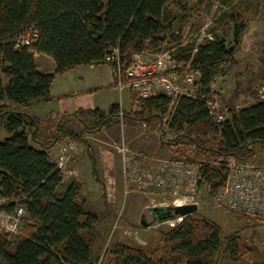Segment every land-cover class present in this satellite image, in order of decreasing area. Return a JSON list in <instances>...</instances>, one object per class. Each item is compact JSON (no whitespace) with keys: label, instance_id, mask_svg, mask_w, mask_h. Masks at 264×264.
Listing matches in <instances>:
<instances>
[{"label":"trees","instance_id":"obj_1","mask_svg":"<svg viewBox=\"0 0 264 264\" xmlns=\"http://www.w3.org/2000/svg\"><path fill=\"white\" fill-rule=\"evenodd\" d=\"M172 3L181 10L189 5L188 0H0V100L11 103L4 109L0 104V119L8 133L0 139V196L9 201L1 210L11 212L19 203L27 212L17 235L0 232V264L95 263L98 217L85 205L80 181L74 179L60 190L64 175L52 163L51 149L67 140L89 144L86 134L110 127L122 113L148 124L161 121L163 128L164 117L169 115L168 128L177 133L178 141L172 144L178 145L176 151L183 159L201 164L198 184L206 187L209 196L225 184L228 157L248 159L254 144L264 145V98L240 109L228 101L224 110L228 117L223 122L217 121L208 104L217 75L234 60L245 24L231 20L230 35L217 31L203 43L180 46L182 41L173 34L177 14L172 7L169 10ZM28 27L37 29V41L16 47L15 37ZM166 38L180 46L174 58L199 73L195 97L181 95L173 102L160 94L141 101L132 111L114 103L107 111L80 108L51 112L45 119L24 109L53 99L51 85L57 74L106 63L114 47L120 49L127 84L133 56ZM37 54L51 56L55 71L42 72ZM75 121L81 130L73 128ZM54 123L51 134L48 131ZM89 151L95 166L91 147ZM245 250L248 244L239 234L226 236L217 223L189 214L163 234L159 248L146 251L121 244L114 253L116 264H221L239 261Z\"/></svg>","mask_w":264,"mask_h":264},{"label":"rangeland","instance_id":"obj_2","mask_svg":"<svg viewBox=\"0 0 264 264\" xmlns=\"http://www.w3.org/2000/svg\"><path fill=\"white\" fill-rule=\"evenodd\" d=\"M188 2L186 10H181L173 3L169 7V10L172 7L173 13L177 14L173 34L179 38L178 42L182 41L180 46L203 43L206 39L214 38L217 31L230 35L233 26L231 20L237 24L243 22L246 26L234 60L223 66L212 85L209 99L210 103L216 105L215 112L223 111L228 117L224 111L228 101L240 109L263 99L264 0H188ZM232 14L233 18L230 17ZM167 36L169 37L168 34ZM178 42H169L166 38L165 42L149 50L153 53L150 57H156L167 50L174 54L180 48ZM97 69L101 70L102 67ZM75 72L73 71L72 74ZM62 78V76L58 77L57 82H61ZM195 78L194 73L190 76L182 75L181 82L187 88L193 85L192 89L196 95L198 89L194 88ZM127 86L123 89L122 99L120 98L118 103L124 111L136 110L141 102L134 100V95L132 104V96ZM98 98L101 107H106L110 95L103 91L99 93ZM175 101L176 99L173 98V102ZM1 103L2 109L6 107V103L11 105L7 100H0ZM59 104V101L53 99L50 102L36 104L29 110L36 111L45 119L53 111L52 109L56 110L54 106ZM168 118L169 115L164 117L163 128L162 122L158 120L148 124L120 115L118 121L116 119L117 122L110 127L102 126L101 131L86 134L89 144L76 142L80 152L72 159L73 172L64 176V184L60 190L74 179L80 181L85 205L98 217V222L94 226L96 239L93 250L94 264H116L117 255L114 250L121 244L146 251L159 248L163 234L179 225L183 219H180V222H173L174 224L162 221L148 227L142 224V216L148 207L174 205L177 201L197 202L199 209L193 213L197 218H205L217 223L226 236L239 234L248 244V250H245L242 259L234 263L221 261V264H264V216L247 217L233 213L216 203L210 198L211 195H208L209 192L204 191L203 185H199L196 181L197 169L192 174L191 181H194L192 184L169 183L165 188L151 185L143 178L141 172L149 168L150 162L154 161L157 167L160 164L155 161L163 157L182 158L183 156L176 151L178 145L172 144L173 141L178 142L177 133L168 128ZM72 126L77 130L82 129L79 122L72 123ZM55 129L56 124H50L48 132L53 134ZM7 136L4 122L0 119V139H5ZM124 145L127 149H123ZM56 146L58 145L51 149L52 152ZM89 147L94 154L95 166L89 156ZM253 149L254 153L250 158L241 160L250 165H264V145L254 144ZM137 161L139 174L138 170L136 173L131 172ZM193 161V165L199 163ZM195 185L199 187V195L193 197L191 194ZM146 214V218L149 219L148 212Z\"/></svg>","mask_w":264,"mask_h":264},{"label":"built area","instance_id":"obj_3","mask_svg":"<svg viewBox=\"0 0 264 264\" xmlns=\"http://www.w3.org/2000/svg\"><path fill=\"white\" fill-rule=\"evenodd\" d=\"M39 36L37 29L33 27L25 28L15 37V46H31L35 44ZM152 52L149 50L142 51L133 56L131 65L127 69L126 84L122 75L121 57L119 47H114L106 56L107 62L114 64V78L117 81L119 89L123 90L126 85L130 87L137 96V101L149 99L158 95H166L167 97L177 98L181 95L195 97L192 86L187 88L182 82V75L190 76L194 73L196 80L194 88L199 79V73L190 68L189 64L178 62L174 55L169 51H165L151 58ZM193 92V93H192ZM174 95V97H173ZM210 112L216 116L218 122L227 119L223 111L215 112V104L210 103ZM123 115V113L121 114ZM123 149H127L123 146ZM80 152V147L73 141H65L59 143L50 156L52 163L62 172L64 176L72 173L71 163L76 154ZM160 165L156 167L154 161L149 164V168L141 174L143 178L151 185L165 187L167 184L178 185L194 181L193 173L197 169V180L199 179V165H193L194 161H187L182 158H161L155 161ZM138 161L131 170L136 173ZM228 175L223 188L212 195V198L219 205L237 213H249L255 216H264V165L247 164L240 158H227ZM195 175V176H196ZM199 187L195 185L192 188V196L199 195ZM204 191L206 187L203 188ZM19 202V201H18ZM9 201L0 196V232L9 233L15 236L21 226L25 223L27 212L24 205H17L16 209L11 212L1 210V207L7 206ZM197 202H184L190 204ZM174 205H180L174 203ZM178 217L165 222H175ZM181 221V220H180Z\"/></svg>","mask_w":264,"mask_h":264},{"label":"crops","instance_id":"obj_4","mask_svg":"<svg viewBox=\"0 0 264 264\" xmlns=\"http://www.w3.org/2000/svg\"><path fill=\"white\" fill-rule=\"evenodd\" d=\"M36 63L37 67L44 73L54 72L56 69L54 59L45 54H37ZM99 67H102V69L98 70L97 68ZM73 71H76L75 74H72ZM61 76L63 78L61 82H59L61 83L60 85L57 82V79ZM114 76V69L112 65L107 62L103 64L79 66L77 68L67 70L64 73L57 74L51 85V96H53L54 101H59L60 104L54 106L56 110L52 109V113L63 114L75 112L80 108H100L101 110L107 111L112 104L118 103L120 98L122 99L121 96L123 95V90L120 91L118 86L115 84ZM126 88L131 93L133 104L134 91L128 86ZM103 91H106L110 95L107 105H105L106 107H101L102 105L98 98L99 93ZM53 99L40 103L50 102L53 101ZM36 104L39 103L27 105L24 109L29 112V114L44 119L38 115L36 111L29 110Z\"/></svg>","mask_w":264,"mask_h":264},{"label":"water","instance_id":"obj_5","mask_svg":"<svg viewBox=\"0 0 264 264\" xmlns=\"http://www.w3.org/2000/svg\"><path fill=\"white\" fill-rule=\"evenodd\" d=\"M198 209L199 206L196 203L148 207L142 216L141 222L144 226L149 227L162 221L193 214L198 211ZM147 212L149 214L148 217H150V220L146 218Z\"/></svg>","mask_w":264,"mask_h":264},{"label":"bare ground","instance_id":"obj_6","mask_svg":"<svg viewBox=\"0 0 264 264\" xmlns=\"http://www.w3.org/2000/svg\"><path fill=\"white\" fill-rule=\"evenodd\" d=\"M184 203V202H183ZM181 201H177L176 204H183ZM179 221L180 222V219H177L176 222Z\"/></svg>","mask_w":264,"mask_h":264}]
</instances>
